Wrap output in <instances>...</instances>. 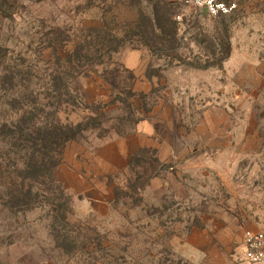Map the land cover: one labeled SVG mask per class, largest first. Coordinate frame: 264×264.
<instances>
[{
  "label": "rangeland",
  "instance_id": "obj_1",
  "mask_svg": "<svg viewBox=\"0 0 264 264\" xmlns=\"http://www.w3.org/2000/svg\"><path fill=\"white\" fill-rule=\"evenodd\" d=\"M235 1L211 17L179 0H0V124L24 90L10 66L41 93L60 39L103 29L117 50L58 113L84 127L54 174L68 223L50 221L60 200L10 207L0 137V264H249L244 230L264 231V0Z\"/></svg>",
  "mask_w": 264,
  "mask_h": 264
},
{
  "label": "trees",
  "instance_id": "obj_2",
  "mask_svg": "<svg viewBox=\"0 0 264 264\" xmlns=\"http://www.w3.org/2000/svg\"><path fill=\"white\" fill-rule=\"evenodd\" d=\"M126 9L131 11L132 8ZM102 33H105L103 29H95L89 35L78 37L72 49L67 45L71 39H60L62 54H58L55 65L43 78L44 91L41 93L32 87L31 68L10 66L11 88L20 86L24 89L10 97V120L0 124V137H8L6 143L10 148V188L7 193L10 207L55 206L60 200L64 209H52L50 221L68 220L66 203L68 205L69 195L54 174L61 164L66 145L74 141L84 127L82 123L61 121L58 113L66 105H77L74 83L79 76L94 71L89 68L96 63L93 59L101 65L104 64L102 56L110 57L117 51L107 43V34ZM93 34L96 38L88 39ZM77 95L80 97L79 92ZM35 182L43 184L41 192L35 190Z\"/></svg>",
  "mask_w": 264,
  "mask_h": 264
},
{
  "label": "built area",
  "instance_id": "obj_3",
  "mask_svg": "<svg viewBox=\"0 0 264 264\" xmlns=\"http://www.w3.org/2000/svg\"><path fill=\"white\" fill-rule=\"evenodd\" d=\"M195 8L206 9L211 17L230 16L238 11L235 0H179ZM245 259L249 264H264V231L246 229L243 233Z\"/></svg>",
  "mask_w": 264,
  "mask_h": 264
},
{
  "label": "water",
  "instance_id": "obj_4",
  "mask_svg": "<svg viewBox=\"0 0 264 264\" xmlns=\"http://www.w3.org/2000/svg\"><path fill=\"white\" fill-rule=\"evenodd\" d=\"M203 14H204V15H207V11H206V9H203Z\"/></svg>",
  "mask_w": 264,
  "mask_h": 264
},
{
  "label": "crops",
  "instance_id": "obj_5",
  "mask_svg": "<svg viewBox=\"0 0 264 264\" xmlns=\"http://www.w3.org/2000/svg\"><path fill=\"white\" fill-rule=\"evenodd\" d=\"M142 125H143V124H142ZM142 144H144V141H142ZM142 144H141V145H142ZM146 144H147L148 146L150 145V144H149V143H147V142H146Z\"/></svg>",
  "mask_w": 264,
  "mask_h": 264
}]
</instances>
